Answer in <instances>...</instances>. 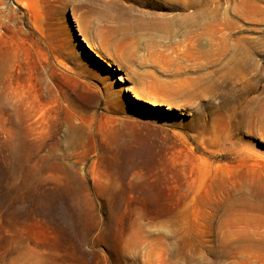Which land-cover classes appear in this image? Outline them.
<instances>
[{
  "label": "rangeland",
  "instance_id": "rangeland-1",
  "mask_svg": "<svg viewBox=\"0 0 264 264\" xmlns=\"http://www.w3.org/2000/svg\"><path fill=\"white\" fill-rule=\"evenodd\" d=\"M0 264H264V0H0Z\"/></svg>",
  "mask_w": 264,
  "mask_h": 264
},
{
  "label": "bare ground",
  "instance_id": "bare-ground-1",
  "mask_svg": "<svg viewBox=\"0 0 264 264\" xmlns=\"http://www.w3.org/2000/svg\"><path fill=\"white\" fill-rule=\"evenodd\" d=\"M181 8L183 10L182 13L173 15L170 19L160 25L159 28L165 31L176 29L179 33L182 32V34L186 33V35H191V33L195 32L193 29L195 26L196 29H201L206 26L207 16L204 11L199 13L197 19L194 20L195 15L194 12L189 11V3H184Z\"/></svg>",
  "mask_w": 264,
  "mask_h": 264
}]
</instances>
